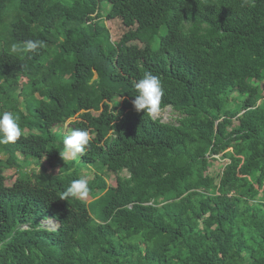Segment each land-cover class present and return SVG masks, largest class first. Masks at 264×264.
I'll return each mask as SVG.
<instances>
[{"label":"trees","instance_id":"trees-1","mask_svg":"<svg viewBox=\"0 0 264 264\" xmlns=\"http://www.w3.org/2000/svg\"><path fill=\"white\" fill-rule=\"evenodd\" d=\"M104 3L137 26L113 41ZM147 71L176 123L135 110ZM263 80L264 0H0V112L23 129L0 144V264H264ZM75 116L90 144L66 163ZM45 157L58 173L28 170ZM81 164L92 201L61 199Z\"/></svg>","mask_w":264,"mask_h":264},{"label":"clouds","instance_id":"clouds-1","mask_svg":"<svg viewBox=\"0 0 264 264\" xmlns=\"http://www.w3.org/2000/svg\"><path fill=\"white\" fill-rule=\"evenodd\" d=\"M42 47H44L43 41L29 40L26 42L25 47L23 49H20L17 47V45L13 44L11 47V52H36ZM134 87L138 93L137 95H135V99L132 101L135 110L137 112L145 111V113H147L148 115L157 114L161 110V103L164 94L163 84L160 77L150 71L144 72L142 74V78L135 82ZM73 118H75V120L73 121L74 124L76 120H78V117L76 116L68 118L64 123H61L60 125H55V127L59 128L60 126L67 123ZM73 127L74 126L71 127L70 133H61L59 131L61 134L65 135V137L63 138L64 151H60L61 156L64 159L67 158L66 155L68 154L73 157V160L77 156H81L85 153L86 147L90 144L89 132L87 130L80 129L73 130ZM22 135L23 129L20 126L19 116L11 111L0 112V144L15 143L22 137ZM44 159L47 158L45 157L42 160ZM88 193L89 181L86 177L82 176L81 178L75 179L71 182V184L67 187L64 196L61 197V199L67 200L69 197L84 199L88 195ZM49 220H53L55 223H58V226L53 229H57L60 226L59 221L53 218ZM44 222V226L49 227Z\"/></svg>","mask_w":264,"mask_h":264},{"label":"rangeland","instance_id":"rangeland-1","mask_svg":"<svg viewBox=\"0 0 264 264\" xmlns=\"http://www.w3.org/2000/svg\"><path fill=\"white\" fill-rule=\"evenodd\" d=\"M109 9H110V5L108 4H103L102 6V9H101V12H102V16H103V21L105 23V25L109 28L110 30V33H111V39L113 41H117L120 39V37L123 35V33L127 32L129 29H130V26L132 25V27H135L137 26V20H138V15H139V8L137 7L134 12H130L128 13V17L129 19H133L135 22L133 24H131L130 26H126L124 24V22L122 23V21L120 19H116V20H106L105 17L107 15V13L109 12ZM127 17V19H128ZM136 19V20H135ZM95 78H97V76H95ZM255 84L258 85L260 84L262 87L264 86V80L261 81L260 83L258 81H255ZM260 92L262 95H264V89H260ZM21 101H23V98H21ZM122 101H123V97H119L118 99H116L115 103L118 104L119 106H121L122 104ZM154 118H162V120L164 122H173V123H176L177 121V117H178V114L176 112H174L172 110L171 107H168L162 111H159L157 114H154L153 115ZM75 120V118L69 120L67 123L63 124L62 126H60L59 128H55V130H59L61 133L65 132V133H70L71 132V127L73 126V121ZM79 120V118H78ZM234 123H238V121L235 119L233 121ZM67 156V155H66ZM0 158H6V155L2 154L0 156ZM73 157L70 156L69 158H63L62 156L60 157L61 160H64V162L66 163H69L71 162L73 159ZM228 162V160L225 158L221 159V160H218L217 162H215V167H213L211 170L212 172H215L216 169L219 170L221 169L226 163ZM58 164L57 167L53 168L50 163H49V159H44L42 161H37L34 163L33 166H30L28 168L29 169H32L36 172H40L41 171V168L44 166L47 168V171L48 172H52V173H58L60 168L62 167V163H59L57 160L55 162V164ZM84 167V168H83ZM82 170H81V174L86 177L89 181H91L93 179V176H94V171L89 168V167H85L83 164H81V167H80ZM4 174L6 175L7 177V180H6V185L7 186H11L15 180L18 178L19 176V172H18V169L16 167H9V168H6V170L4 171ZM107 174L109 173H106L104 174L106 176V180L108 182V184L110 186H115L116 185V175L115 174H111L107 177ZM122 175H127V172L124 171L122 173ZM83 200H85L86 202H90L92 201V198L87 195ZM95 205V204H93ZM45 224H47V226L49 227H52V228H56L58 226V223H55L53 220H49V221H45L44 222Z\"/></svg>","mask_w":264,"mask_h":264}]
</instances>
